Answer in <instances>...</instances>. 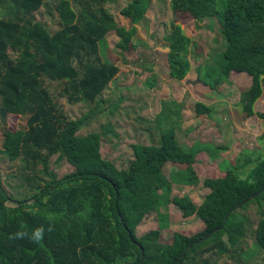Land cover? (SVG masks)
<instances>
[{
    "label": "trees",
    "instance_id": "trees-1",
    "mask_svg": "<svg viewBox=\"0 0 264 264\" xmlns=\"http://www.w3.org/2000/svg\"><path fill=\"white\" fill-rule=\"evenodd\" d=\"M53 1L0 0V155L23 163L20 174L34 191L32 197L14 200L0 177V264H212L215 256L252 259L244 247L251 221L241 211L258 203L256 240L264 252V158L250 159L248 164L254 166L248 178L234 168L211 167L205 180L210 194L198 208L189 196L172 197L175 184H200L194 168L199 151L181 145L175 126L163 127L159 145H134L135 159L129 169H120L103 157L102 134L78 135L89 117L70 120L45 85L49 80L64 86L59 97L98 103L119 72L113 59L100 57L106 35L117 34L121 53L137 49L133 38L150 0H132L122 8L120 16L128 27L119 26L105 7L114 0ZM218 1L171 0L170 5L173 12L188 14L198 23L206 19L219 24L226 48L200 68L201 81L219 89L235 72L252 76L253 84L241 100L251 118L264 96V0ZM43 8L55 17L56 31L35 17ZM165 40L170 44L169 75L184 80L192 68L187 59L192 40L175 22ZM167 112L171 118L173 110L165 106V116ZM197 113L210 115L213 109L198 103ZM259 115L264 120V113ZM10 116L25 119L26 126L11 130ZM57 154L76 169L64 178L49 167ZM11 201L17 205L9 206ZM170 203L185 217L198 215L205 231L193 236L177 232L171 244L162 242L161 229L138 236L146 217ZM39 228L45 229L39 243L14 238L18 231L31 236Z\"/></svg>",
    "mask_w": 264,
    "mask_h": 264
},
{
    "label": "rangeland",
    "instance_id": "rangeland-1",
    "mask_svg": "<svg viewBox=\"0 0 264 264\" xmlns=\"http://www.w3.org/2000/svg\"><path fill=\"white\" fill-rule=\"evenodd\" d=\"M131 1L114 0L105 5L115 16L119 26L128 27V22L120 16V11ZM170 2L171 0H150L147 14L137 24V32L133 38L137 49L121 53L117 47L120 43L117 34L111 32L106 35L100 57L103 60L113 59L119 72L98 103L91 105L83 101L74 102L69 95L59 97L64 86L49 80H45V85L57 97L60 107L70 120L89 117L78 135L102 134L103 157L115 162L120 169H129L135 159L134 145H159L163 127L175 126L181 145L199 151L194 168L200 184H175L172 197L189 196L199 208L210 194L205 180L209 177L211 167L223 170L234 168L243 178H248L254 166L253 163L248 164L250 159L257 161L264 158V120L259 115L264 113V96L256 104L257 114L248 118L241 100L242 94L253 84L252 76L246 72H235L230 82L219 89H213L201 81L200 68L212 64L225 51L226 43L220 33V26L216 21L205 19L198 23L188 14L175 13ZM35 17L53 32L58 28L55 17L50 16L44 8L36 12ZM172 22L181 25L192 40L187 56L192 68L184 80L172 79L169 75L170 44L165 36L172 30ZM136 61L137 65L134 64ZM198 103L211 107L213 113L198 116ZM165 106L173 110L171 118L168 112L164 115ZM164 116L168 117L166 122L162 121ZM8 122L13 131L26 126V120L17 116H10ZM162 122L164 123L161 124ZM22 166L21 161L12 162L0 155L2 184L14 200L34 195V191L20 174ZM49 167L59 178L76 170L60 154L50 159ZM17 202L11 201L8 205L16 206ZM259 208V203L251 204L241 211L251 221L244 247L245 253H252L253 258L245 257L239 261L215 256L212 264H264V252L257 247L256 240L261 218ZM158 229L162 231V242L171 244L177 232L193 236L203 233L206 227L198 215L185 217L178 205L170 203L159 212L147 216L137 233L142 237Z\"/></svg>",
    "mask_w": 264,
    "mask_h": 264
},
{
    "label": "clouds",
    "instance_id": "clouds-1",
    "mask_svg": "<svg viewBox=\"0 0 264 264\" xmlns=\"http://www.w3.org/2000/svg\"><path fill=\"white\" fill-rule=\"evenodd\" d=\"M53 230L54 228L51 225L47 229V231L49 232ZM44 232H45L44 228H39L35 230V232L31 234V236H29V234L25 231H18L14 234V238H17V239L29 238L32 240V242L39 243L43 239Z\"/></svg>",
    "mask_w": 264,
    "mask_h": 264
}]
</instances>
